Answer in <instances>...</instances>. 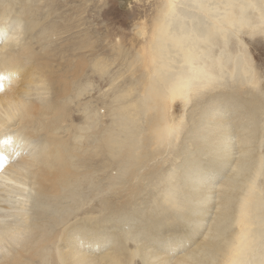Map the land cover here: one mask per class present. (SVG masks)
<instances>
[{"label":"bare ground","instance_id":"bare-ground-1","mask_svg":"<svg viewBox=\"0 0 264 264\" xmlns=\"http://www.w3.org/2000/svg\"><path fill=\"white\" fill-rule=\"evenodd\" d=\"M107 1L99 0V7ZM260 1L264 22V0ZM165 3L148 43L152 66L135 77L132 65L139 62L133 59L131 76L119 81V73L109 80L115 60L90 58L95 53L85 33L79 41L71 34L64 44L58 42V28L72 29L69 8L53 16L64 3L0 0V179L6 180L0 181V264H99L108 256L96 258L89 250L109 244L113 254L106 260L128 264V247L119 234L126 227L128 239L135 243L133 254L141 250L147 264H163L154 263L151 244H160L159 238L164 239L162 246L180 241V234L163 235V230L174 231L171 223L184 230L197 224L204 232L212 203L216 213L209 228L206 224L208 230L170 264H264V184L258 181L264 174V158L259 155L264 101L255 94L249 101L241 93L255 79L241 37L259 30L252 24L255 2ZM236 43L240 51L232 53ZM93 78L110 84L108 90L97 84L96 100L88 99ZM193 99L201 110L185 132L191 143L178 149L180 174L169 172L168 178L165 171L155 175L150 170L140 185H134L138 171L130 168L143 164L150 155L148 146L160 145L183 129L169 121L168 104ZM226 113L229 117L222 124ZM214 168L217 181L228 174L217 185V198L207 205L199 203L206 194L204 186L212 189ZM180 176L204 185L181 194L178 183L185 181ZM146 179L154 188L141 201ZM4 192L15 194L14 204ZM151 199L156 202L151 209L138 208ZM139 212L148 216L145 225ZM115 213L120 229L106 225ZM167 218L171 219L162 221ZM191 232V239L198 236ZM139 238L145 243L139 244Z\"/></svg>","mask_w":264,"mask_h":264},{"label":"rangeland","instance_id":"rangeland-1","mask_svg":"<svg viewBox=\"0 0 264 264\" xmlns=\"http://www.w3.org/2000/svg\"><path fill=\"white\" fill-rule=\"evenodd\" d=\"M59 4L64 3V6L57 9L53 16L56 14H65L67 12L68 17L67 19H70V25L72 26V29L69 31H64L61 28H58L61 31V35L58 34L59 43L64 44L68 41V38L70 35H75L76 41H79V39L83 36V33L87 35L88 42L92 43V48L94 49L93 55L90 56V58H104L106 60H115L113 62L111 68V75L109 74L110 78L118 76V73L121 76V81L123 79V76L126 78L128 76H131V69L129 67V62H131L133 59L136 61L138 60L139 63H135V65H132V69L135 72V77H139L141 72H143V68H149L152 66V57L150 53H148L149 49V40L150 36L153 37L155 27H157V18L158 14L161 8L166 4L165 0H127L126 2L122 0H108L107 5H105L103 8L99 7V0H58ZM163 2V4H161ZM255 6L252 8L253 11V22L252 24L259 30L251 31L249 33H243L241 34V37L243 38V41L246 45V47L243 49V53L245 56H249L251 59V64L254 68L255 73V79L253 84L254 85H248L246 86L247 92L241 91L242 95L248 99L249 101L253 98L252 95L255 94L259 96L260 100L264 101V22L261 21L260 17V8L258 7V4H261L260 0H254ZM263 4V3H262ZM69 8L70 10H66ZM85 8V12H83ZM73 9V10H72ZM66 10V12L64 11ZM83 12V13H82ZM155 20V21H154ZM156 23V24H155ZM66 32V33H63ZM68 36V37H67ZM61 41V42H60ZM238 43L233 45L231 52H239V46H237ZM97 46V47H96ZM96 51V52H95ZM122 51L123 54L120 52ZM118 52L121 53L118 54ZM98 54V55H97ZM136 56H135V55ZM140 54V55H139ZM97 57H96V56ZM120 57H119V56ZM138 56V58H136ZM139 57H142L143 61L140 63ZM150 59V60H149ZM124 65H122V62ZM57 63V62H56ZM148 63L150 65H148ZM59 66V63H57ZM139 64L140 67L138 66ZM137 65V66H136ZM136 66V67H135ZM142 66V67H141ZM139 67V68H138ZM128 68V69H127ZM138 68V69H137ZM152 68V67H151ZM122 69V70H121ZM121 70V71H120ZM120 71V72H119ZM122 72V73H121ZM125 73V74H123ZM93 90H91V93L88 95V99L92 98V100H96L98 96L100 95V90L97 87V84L100 85L102 90H108L110 87L109 82H104L100 84L97 81V78H93ZM128 87V85L124 86ZM251 89V90H250ZM108 92V95L110 94L112 96V91H106ZM142 91H134V94H139ZM233 92V91H228ZM210 91H206L204 94H209ZM109 95V96H110ZM221 96V95H220ZM205 100V98H203ZM195 99L189 101L188 104H186L183 100H177L172 104H168L170 106L167 109V117L170 122L172 123H180L183 127V129H180L177 133L174 132L172 134V137L170 140L166 139L162 144L160 145H149L148 148L150 150V155L145 158L143 164H140V166H132L130 169H135L138 171L136 177L132 178V182L134 185H140V178L147 176V171L153 170L155 175H159L160 173H163L164 171L167 173L168 178L171 177L169 172H176L180 174V166L178 165L181 162V153L179 154L178 149L180 148V144H190V140L186 137V130L188 127H193L191 124L193 121L192 116L198 111L201 110L199 107L194 106ZM221 100L219 99L218 102ZM204 102L203 104H205ZM184 114L183 119L181 118ZM229 113H226L222 117V124L226 119H228ZM263 122H264V113H262ZM79 121V119H78ZM176 133V134H175ZM264 133V130L263 132ZM185 138V139H184ZM145 143H150V141H146ZM170 143V144H169ZM146 148V147H144ZM259 155H261L264 158V137L261 138V146L259 147ZM261 153V154H260ZM178 154V155H177ZM201 160L206 159V155L201 154L200 155ZM210 159V158H208ZM232 161L236 162L237 157L232 156ZM158 161V162H157ZM208 162V160H207ZM153 164L155 165L154 169ZM234 165V164H233ZM204 168V166L202 165ZM205 169V168H204ZM233 169V166L229 170L228 173L231 172ZM206 170V169H205ZM211 170V169H209ZM218 169H213L212 175L215 179L213 180L212 189L209 191V188L207 189L206 186L204 188L206 189V194L201 198L199 203L208 204L211 199H215L216 195L218 194V188L217 185L219 182L223 179H225V176H220L219 181L216 180V174ZM142 172V173H141ZM178 174V176H179ZM210 174V173H208ZM218 176V174H217ZM180 181H185L184 184L178 185L181 187L182 192L181 194L185 193L187 189L190 187H193L194 185H197L198 187H202L204 184L201 182V180L198 179V181L192 180L188 181L183 176H180ZM1 182H6L5 179H0ZM156 181V180H155ZM154 181V182H155ZM258 181L264 184V174H261L258 176ZM144 183V186L146 188V192L143 191L140 194L141 201H146L147 196L149 193V190L154 188V183L150 182L148 179L142 181ZM216 189V191H215ZM162 194V192L157 191ZM7 195V198H9L8 202L10 204H14L16 201V197L14 193H5ZM216 194V195H215ZM12 196V197H11ZM215 196V197H214ZM183 201H185L186 197L181 196ZM11 198V199H10ZM13 198V199H12ZM217 198V197H216ZM149 203H143L138 206L140 210L146 211L147 208L151 209V205L154 203L156 205V202H154V199H151ZM153 205V206H154ZM205 205V206H206ZM215 203L211 204L210 211L206 215V220L203 221L205 224L204 232L198 231L197 224H193V229L184 230L183 228H175L172 223L170 230L167 233L168 229L163 230V235L166 237L174 238L175 234L182 235L178 242L177 240H173L172 242L162 246L161 243L164 239L159 238L158 243L157 242L151 244L150 250L153 249L156 256L154 255L152 258L154 260V263L160 261H164L163 264H170L171 260H175L177 258H182L183 254L192 249L195 246V241L201 240V237L205 234V232L208 229L206 228V224L208 223V228L210 226L211 221L213 220V217L216 213V207H213ZM147 209V210H149ZM137 214V213H136ZM93 216L96 215V213L92 214ZM117 214H113L109 217V222L106 223L108 227L111 225L117 226L119 229L121 228V224L116 221ZM80 217H76L75 219L80 220ZM142 219H140V218ZM148 217V216H147ZM147 217L143 216L140 212L138 213V218L142 220L141 224L145 225ZM171 218L162 219V221L166 222L167 220H170ZM174 221V220H172ZM129 227H126V230ZM126 230L120 229L119 234L124 237L126 247L128 249L125 252V257L127 258L128 264H147L146 260L143 258V255H141V250L138 251L137 254L133 251L135 247V243L130 241L127 237ZM141 231V230H140ZM191 231H195V234H198L197 237L191 239L190 236L192 235ZM167 233V234H166ZM124 234V235H123ZM173 234V235H172ZM189 235V237L184 239V235ZM133 235L136 237L138 236L137 233H133ZM139 237V236H138ZM189 238V239H188ZM139 244L145 243L143 239L139 238ZM105 245V244H104ZM103 245V247H104ZM113 246L112 244H109L107 246L108 248L104 247L103 250H100L99 247H96L95 250H89V254L91 256H95L96 258H100L102 256H111L113 253L112 249L110 248ZM131 247V251L130 250ZM161 247L167 249L168 251H164L161 249ZM187 248V249H186ZM171 249V250H170ZM170 250V251H169ZM109 255H106L108 254ZM131 255V257H130ZM106 257V258H108ZM101 259L99 261V264H111L107 260ZM207 258V257H206Z\"/></svg>","mask_w":264,"mask_h":264},{"label":"snow or ice","instance_id":"snow-or-ice-1","mask_svg":"<svg viewBox=\"0 0 264 264\" xmlns=\"http://www.w3.org/2000/svg\"><path fill=\"white\" fill-rule=\"evenodd\" d=\"M5 135H7V133H6ZM4 142H5V143H8L9 141L5 140Z\"/></svg>","mask_w":264,"mask_h":264}]
</instances>
